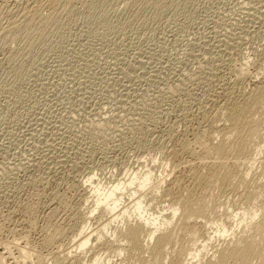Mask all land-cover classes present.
I'll list each match as a JSON object with an SVG mask.
<instances>
[{"label": "rangeland", "instance_id": "374dc122", "mask_svg": "<svg viewBox=\"0 0 264 264\" xmlns=\"http://www.w3.org/2000/svg\"><path fill=\"white\" fill-rule=\"evenodd\" d=\"M44 1L0 0V264H20L16 244L26 240L43 264H83L103 254L112 264H136L124 249L94 241L85 252L72 243L62 259L68 250L43 239L50 227L62 228L66 247L87 220L101 227L100 211L88 217L91 187L144 171L148 159H157L154 174L164 182L159 192L148 186L145 200L154 211L174 202L175 220L198 225L199 234L179 237L186 247L200 246L235 210L264 206V0H70L66 8L67 0L54 8ZM226 63L247 69L241 88L251 94L239 117H226L219 91L234 73L223 75ZM203 146L214 154L212 167L200 163ZM93 172V186L84 183ZM245 185L256 191L252 204ZM229 234H213L194 264ZM33 257L30 264H40Z\"/></svg>", "mask_w": 264, "mask_h": 264}, {"label": "bare ground", "instance_id": "6f19581e", "mask_svg": "<svg viewBox=\"0 0 264 264\" xmlns=\"http://www.w3.org/2000/svg\"><path fill=\"white\" fill-rule=\"evenodd\" d=\"M48 1L49 2H47V4L49 3L48 5L51 8H54L58 3V0H48ZM69 1L70 0L66 1V3L64 4V8L68 7ZM128 2L129 1H126L124 3L126 4ZM33 5H35V3ZM32 7L33 9L30 8L31 9L30 11L32 12V16H34L38 12H37V8H35L36 5L35 7L34 6ZM124 7L126 8L128 7V5ZM26 18L27 17H25L22 20V22L24 21L25 24H28L29 20L28 18L27 19ZM51 18H52V15L46 16L44 18V21L46 23H49ZM12 23H15V22H12ZM217 40L219 41V39ZM224 41L227 46H229V44H232L230 41H229L230 43H228L227 39L226 40L224 39ZM221 49L224 50V48H221ZM231 56H229L230 60L228 59L230 62L233 60ZM240 65L237 66L239 68L236 67L237 68L236 69L235 67L232 68L231 63H226L224 65V69L222 70L224 71V73L222 72L223 75H226L225 71H227L226 73H228L229 75L231 74V72L232 73L234 72L233 73L234 77L233 76L232 78L230 77L228 79L229 81H227L226 83L221 82L223 85L221 87V90H219L225 95V98H226L225 99L226 100L225 101V108H226L225 115L227 118L239 117L242 112L243 104L248 99H250L247 96H249L251 93L245 94L244 89L241 88V84H243V82H246L244 81V78H246V73H245L246 68L244 69L245 66L242 67L243 65L242 66ZM234 66H235V63H234ZM215 68L217 69V66ZM232 69H234V71ZM216 74H214V76ZM220 74H221V69H220ZM254 76H257V75L255 74ZM218 77H219V74H218ZM219 78L225 79L226 77L224 78V77H221L220 75ZM253 91L251 90V92L255 94L259 92L258 85L253 89ZM210 99H211V96H210ZM207 101H211V100H207ZM215 102L213 101V104H215ZM187 144H191V143L187 142ZM187 144L183 145L182 150H186V152L187 150H189L191 151V154H192L193 151L190 149L191 147H189ZM201 144L203 145V143ZM257 148H259V146H257ZM257 148H255V150H257ZM202 150H203L202 152L203 154L201 156L202 158H201L200 163L202 164L203 167H212V165H210V162L214 161V154L210 153L209 150L205 146H203ZM259 152H261V150H259ZM199 157L200 156H198V158ZM255 158H257V156H255ZM155 164H157L156 158L155 160L148 159L147 163L145 164L146 170L133 171L134 170L133 169L132 172H130V175L128 176L127 179L116 180L115 182L111 183V185L108 184L109 186H105V185L103 186L101 184V182L103 181L97 182V184L93 186V182H91V179L95 178V173L93 172V174L88 175L86 179L84 180V183L91 182V186H93L89 190L88 192L89 197L87 198V199H89L90 197L92 198V201H91L92 205L91 207H89L88 217H91L95 214V212L100 211L101 216L103 217V224H101V227H99V224H95V228H93V226H91V224L89 223V220H87L86 224H83V226H81V230L79 231L80 235L77 234V236H73V239H71L72 238L71 236L67 237L68 244L66 245V247H64V244L61 243V241H63L62 237L63 236L66 237V231H64V229L62 228H56V229L54 228L55 230L51 231L52 229L50 230L51 228L50 227L49 231L51 232L48 233L49 231L47 230L48 231L47 235H45L46 237H44L45 239H43L44 240L43 245L46 244L48 247L49 245L55 244L57 248L68 250L67 253L64 252L66 255L63 253L64 256H62L64 257L62 259H65V258L67 259V255L71 254L70 250L73 246L72 243H77L78 252L79 250L85 252L86 246H89L93 249L92 242L94 241V242H98V245L106 247V249H109V250L110 249L112 250V248L113 249L117 248V252L121 254L123 253V249H124L125 251L124 253L125 254L127 253L126 257L133 259L134 263L136 264H155V263L165 264L163 255L166 253V246L168 244H171L170 250L172 249L171 251L173 252V259L171 260L170 264H194L193 260H195L196 257L199 258V254L201 253V249H199V247L200 246L201 248L206 247L207 242H211L210 239L213 238V234H219V236L223 237L230 232L229 235L231 236H229V239H225V241L226 240L227 241L225 243L223 242V245L220 244L221 245L220 247L213 250L214 252L211 253V255L207 258L204 264H255L257 263L254 260H257L258 263L264 264V253L262 252V249L264 246V221H263L264 206H260V208L256 210H254V208H251V209L247 208L244 211L242 210L241 212H236L235 210V212H233L232 215L224 216L225 218L222 217L220 219V228L219 226H217V232L213 230L212 231L213 234L207 233V239H206L207 242L206 240L203 239L201 245L197 247L196 240H195L194 242L189 244V247H186L179 240V237L181 236L183 239V238H186L185 235L199 234L197 223H193L192 225L186 221H183L184 219L175 220V216L179 214V208H177L176 204H174V202L172 201L171 202L173 204L167 205L166 207L164 206L159 211H154L152 209L151 202H147L145 200L146 198L145 195H148V194H145L147 187L151 186L152 188H154V190L152 189L154 192H159L158 189H160V186H161L160 184L163 181L162 178L157 179V177L155 176L157 174L161 176V172H157V174H154ZM139 168H141V166H139ZM250 171L251 170H249V172ZM196 176L198 180L200 181L205 179V174L202 173L201 171H198L196 173ZM247 176H249V174H247L245 177ZM245 182H246V179L244 177L240 178V184H244ZM151 183L153 184L151 185ZM244 192H245L246 204H252L256 201L257 196L254 195L256 193L255 189H253L252 191L251 190L249 191L248 186L245 185ZM148 193H149V190H148ZM155 197H158V196H153V198ZM168 204H170V202ZM260 214H262V217L258 219ZM135 217L138 219L135 220ZM119 218L121 219V223L117 226L115 225V227L113 226L112 228L111 226L114 222L119 223L118 222ZM227 218L228 219L231 218L233 220L232 224H234L235 227L231 228L232 226L229 225L230 220L229 221L225 220ZM241 224H243V226ZM239 225H241L242 228H240V230L237 232L236 228H238ZM207 226H209V222H207ZM251 235L258 236V239H254ZM120 242L121 243L123 242V243L121 244ZM16 246H17L16 248H17L20 264H30L32 261L31 257L33 256H35L33 258H36L37 262H39L40 264H43L44 259H41L42 257L39 255L36 249L29 245L28 240H26L25 243L22 245L17 243ZM62 246L64 248H62ZM73 248H75V246H73ZM103 256L99 257L96 255L91 260L83 262V264H112L111 258H109L108 255L103 254ZM86 257L87 256H85V258ZM60 258H59V261H60ZM127 260L128 262L130 261L129 259H125L124 262L122 261L121 263H118V264H128L126 263ZM57 262H55V264H58ZM69 264H73V261L71 262L69 260Z\"/></svg>", "mask_w": 264, "mask_h": 264}]
</instances>
